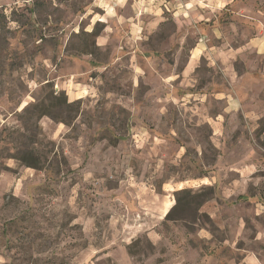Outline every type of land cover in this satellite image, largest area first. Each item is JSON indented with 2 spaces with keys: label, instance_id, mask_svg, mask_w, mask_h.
<instances>
[{
  "label": "rangeland",
  "instance_id": "1",
  "mask_svg": "<svg viewBox=\"0 0 264 264\" xmlns=\"http://www.w3.org/2000/svg\"><path fill=\"white\" fill-rule=\"evenodd\" d=\"M171 1L0 0V264H264V54Z\"/></svg>",
  "mask_w": 264,
  "mask_h": 264
},
{
  "label": "crops",
  "instance_id": "2",
  "mask_svg": "<svg viewBox=\"0 0 264 264\" xmlns=\"http://www.w3.org/2000/svg\"><path fill=\"white\" fill-rule=\"evenodd\" d=\"M164 1L167 2L164 6L167 7V10H170L169 4L172 3V1ZM248 4L249 0H185L186 8L184 11L187 10L188 14H183V17L186 18L188 15L190 20L192 19L195 22H199L200 28H203L205 33L210 29L219 38L223 36L224 27L233 28V34H238L239 32L252 34L245 39L241 46L235 47L222 44L224 48H221V50L228 59L248 49L258 54H264V21L260 22V20H258L260 19L258 17L264 13L261 8L256 7L257 11L255 14L257 16V21L252 20V15L254 14L250 13L252 7ZM256 4L258 5L257 2ZM223 11H227L231 14L229 18L231 21L229 23H221L220 17ZM174 15L177 16L178 12H174ZM234 20H237V22ZM207 47L208 45L205 41H199L193 47L192 54L197 51V57L202 56ZM195 60L196 59H192V61Z\"/></svg>",
  "mask_w": 264,
  "mask_h": 264
},
{
  "label": "trees",
  "instance_id": "3",
  "mask_svg": "<svg viewBox=\"0 0 264 264\" xmlns=\"http://www.w3.org/2000/svg\"><path fill=\"white\" fill-rule=\"evenodd\" d=\"M180 192H182V193H186L187 192V190H182V191H180ZM174 208H181V198L180 197H178V202H177V204H176V206L174 207ZM173 214V210H171L169 213H168V215H167V219H174V218H172L171 217V215Z\"/></svg>",
  "mask_w": 264,
  "mask_h": 264
}]
</instances>
